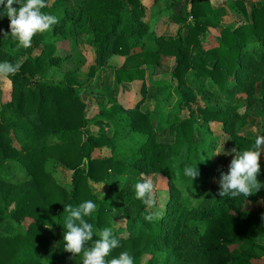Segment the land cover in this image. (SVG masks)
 Masks as SVG:
<instances>
[{
	"label": "trees",
	"instance_id": "1",
	"mask_svg": "<svg viewBox=\"0 0 264 264\" xmlns=\"http://www.w3.org/2000/svg\"><path fill=\"white\" fill-rule=\"evenodd\" d=\"M46 5L42 11L58 18L51 28L59 31L74 23L78 38L92 37L88 47L98 64L92 73L113 69L119 84H132L144 81L148 68H162L164 58L175 60L171 76L181 105L166 117L175 139L158 141L151 118L141 107L108 109L94 95L87 102L74 87L47 82L51 69L63 60L60 47L47 42L45 32L37 33L28 48L19 46L13 36L8 41L9 21L0 31V62L7 56L11 63L24 59L19 71L7 76L12 101L2 105L0 92V264H82L83 252L74 255L64 248V220L68 205L76 207L86 200H92L96 209L85 217L93 225V241L85 248L98 238L96 230L105 227L120 240L106 260L123 251L134 257L135 264L261 260L264 212L245 211L242 194L220 197L221 173L227 171L210 160L204 164L202 154L215 145L211 125L222 127L226 136H236L238 125L264 114V97L257 96L259 84H264V0L252 8L250 20L245 19L243 2H237L243 21L233 26L221 25L220 11L209 0H191L187 16L177 20V35L152 42L144 40L150 32L145 18L151 7L143 0H85L79 11L61 2L50 6L46 0ZM210 29L220 30L216 46L206 44ZM255 47L263 48L260 60ZM7 48L18 54L9 56ZM114 57L124 60L123 65L111 60ZM188 86L204 97L203 104L188 101L183 92ZM238 95L246 96L244 113L228 102ZM185 110L188 116L183 118ZM100 122L113 129L110 136L90 131ZM205 126L213 137L209 146L198 132ZM248 141L254 146L255 140ZM260 164L264 168V161ZM186 165H199L194 181L185 176ZM60 168L77 172L72 187L57 181ZM110 174L135 180L165 177L171 196L163 216H155L151 206L137 198L134 184L113 189L111 200L99 198L90 183H106ZM192 198L196 204L188 209ZM116 215L126 222L124 235L115 231Z\"/></svg>",
	"mask_w": 264,
	"mask_h": 264
},
{
	"label": "rangeland",
	"instance_id": "2",
	"mask_svg": "<svg viewBox=\"0 0 264 264\" xmlns=\"http://www.w3.org/2000/svg\"><path fill=\"white\" fill-rule=\"evenodd\" d=\"M85 0H49V5L53 6L56 2L64 3L69 10L79 11L81 5ZM144 3L151 7L147 12L146 22L149 24L150 32L144 38L146 42H152L159 36L175 37L179 31V24L177 22L180 18H185L189 11L191 0H163L162 2H156L155 0H143ZM212 6L220 11L221 14V25L222 26H233L243 21V16L236 10V3L242 1L244 4L247 17L250 20V13L252 8L262 0H211ZM9 19L7 17L0 18V31L7 28ZM190 22V19H189ZM190 28L189 23L183 25V33L185 38L188 35V29ZM49 35L47 42H53L58 44L59 56L63 59L59 65L54 66L50 73V82L52 84H61L66 86H72L76 89L81 97L85 101H89V97L94 95L97 101L102 106L108 109L117 108H137L141 107L144 111L148 112L151 118L152 124L154 125L157 133V140L160 142L173 143L175 135L166 123L167 113L170 111H178V107L181 105V97L176 92V84L172 80V70L174 66L173 58H164L163 66L160 69L152 70L148 68V74L146 79L142 82H134L132 84H119L116 80V71L113 69H96L94 73L93 68H97L96 54L91 52L88 45L92 41L91 36L77 37L74 30V23L69 26L66 25L59 31L51 28L45 31ZM212 36V37H210ZM215 36H220V30L210 29L209 37L206 39V44L216 46L217 43L214 40ZM8 41L12 39L11 31L6 37ZM253 50V47H249ZM9 56H16L17 50L7 48ZM254 54L256 59L260 60L263 54V48L255 47ZM24 59V58H22ZM21 59V60H22ZM26 59V58H25ZM7 56V61L9 62ZM21 60L16 59L15 62L21 64ZM111 60L118 62L119 65H123L124 60L120 58H112ZM3 62V61H2ZM12 82L7 76L0 75V92H1V104L6 105L12 101ZM214 90L219 92L215 87ZM184 94L188 101L192 103L203 102L204 97L191 88L186 87ZM259 97H264V84L260 83L258 86ZM231 102L234 105L235 110L238 113H244L248 102L246 96L238 95L234 97ZM223 103H227L226 99ZM203 104V103H202ZM188 116V112L185 110L182 117ZM209 127V126H208ZM252 128L250 133L248 130ZM101 128V130H100ZM238 133L236 136H226L222 133V127L212 126L213 137L215 138V145L213 150H204L202 154V160L204 164L207 161H212L214 165L223 167L228 171L231 160L234 158V152L243 153V151L251 150L254 146L249 144L248 140H255L257 136L264 135V114L257 115L250 118L244 123L243 126L237 127ZM93 133H102L104 136H110L113 133V129L107 126L105 123H98L90 129ZM204 143L209 146L211 135L209 134V128L205 126L203 130H198ZM250 145V146H249ZM217 153H221L216 155ZM209 155H215L209 157ZM264 161V154L261 155L260 162ZM77 174V172H76ZM72 172L66 171L60 168L55 176L59 183H62L68 187L74 185V179L76 177ZM19 180L24 179L23 174L16 175ZM150 179L153 183V200L154 204L151 205V209L154 210V214L157 217H162L166 206L170 200V191L168 181L163 176H149L134 179L127 176H116L110 174L106 183H90V187L93 192L103 200H111V191L113 189H121L126 185L134 184ZM258 179L264 182V168H261ZM244 196V195H243ZM228 197V196H226ZM246 204L244 210L252 213L264 212V189L260 190L252 196H244ZM195 198L187 204V208L193 204H196ZM115 231L119 235H124L126 229L125 220L116 215L114 216ZM203 243V240H201ZM262 244V242H261ZM264 245V244H263ZM234 249V248H232ZM261 260L254 261V264H264V252L261 253ZM147 260L144 261L146 263ZM238 264V263H231Z\"/></svg>",
	"mask_w": 264,
	"mask_h": 264
},
{
	"label": "clouds",
	"instance_id": "3",
	"mask_svg": "<svg viewBox=\"0 0 264 264\" xmlns=\"http://www.w3.org/2000/svg\"><path fill=\"white\" fill-rule=\"evenodd\" d=\"M13 5H19L13 7ZM46 0H0V18L7 17L10 21L11 35L18 45L23 48L31 46L32 39L37 33H43L58 23L57 16L42 11L46 7ZM19 62H0V75L8 76L19 71ZM228 171L221 173L219 196L236 197L238 195L252 196L264 189V182L258 179L261 171L260 158L264 154V135L257 136L254 147L243 153L234 152ZM221 154L217 153L216 155ZM215 156V155H214ZM209 155V157H214ZM185 176L193 181L200 175L199 165H186ZM153 183L145 179L135 185L136 196L146 206L154 204ZM96 209L92 200H86L78 206L68 205L65 211L68 216L64 220V248L74 255L83 252L82 264H135L134 257L123 251L118 257L106 260L109 253L120 246V240L113 233V229L105 227L96 230L98 237L91 247L85 248L87 242L93 241V225L85 217L90 216ZM147 219H152L148 216ZM52 227V226H51Z\"/></svg>",
	"mask_w": 264,
	"mask_h": 264
},
{
	"label": "crops",
	"instance_id": "4",
	"mask_svg": "<svg viewBox=\"0 0 264 264\" xmlns=\"http://www.w3.org/2000/svg\"><path fill=\"white\" fill-rule=\"evenodd\" d=\"M210 2H211V4H213L212 3V1L211 0H209ZM226 2H227V0H225ZM144 2V1H143ZM215 8V7H214ZM216 9V8H215ZM210 37H212V36H210ZM217 36H215V38H216ZM215 38H214V40H215Z\"/></svg>",
	"mask_w": 264,
	"mask_h": 264
}]
</instances>
